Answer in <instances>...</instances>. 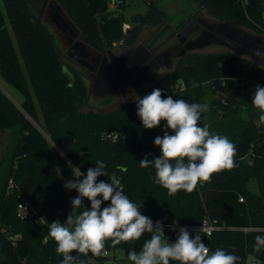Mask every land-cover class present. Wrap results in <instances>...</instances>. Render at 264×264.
Here are the masks:
<instances>
[{
	"label": "trees",
	"instance_id": "trees-1",
	"mask_svg": "<svg viewBox=\"0 0 264 264\" xmlns=\"http://www.w3.org/2000/svg\"><path fill=\"white\" fill-rule=\"evenodd\" d=\"M57 1L81 31L96 41L102 40L97 14L109 10L112 2L123 12L130 5L127 0ZM160 1L146 0V12L130 16L125 43H134L143 28L161 24L165 14ZM3 2L15 39L0 6V73L24 95V100L18 105L0 86V131L19 129L7 178L0 179V264H60L63 256L57 255L56 243L48 236L49 224L56 220L65 223L72 212L71 201L78 192L64 187L67 181L76 179L72 168L78 167L86 175L88 168H95L97 160L106 164L108 174L98 177L97 182H110L114 174L144 215L168 222L178 220L179 224L199 223L205 217L216 219L218 225L225 227L210 236H201L211 252L223 249L237 255L238 264H247L250 258L255 264L257 260L264 264V249L253 251L255 236L264 235L257 231L264 229V123L259 121L260 110L251 103L256 86L264 87V68L232 51L194 52L180 59L173 71L140 97L158 88L162 98L171 95L189 104H207L199 126L207 124L212 134L226 136L236 146V167L214 173L211 182L198 183L190 193L180 190L170 195L154 183V166L141 168L139 164L146 156L152 160L161 155L155 138L165 131L174 134L165 128L166 122L144 129L136 102L106 112L80 110L88 99L85 84L78 72L65 67L43 16L36 14L30 0ZM192 2L219 20L264 34V0ZM207 95L211 98L208 101ZM36 101L49 138L30 119H38ZM110 131L122 134L116 140L102 137ZM50 141L66 153L59 157L64 178L59 175ZM250 180H256L257 191L248 188ZM21 197L32 203L36 215H19ZM83 204L90 209L87 199ZM150 238L151 233H145L139 240L121 242L115 247L108 240L105 248L122 250L128 259L130 251L140 252ZM107 258L84 256V262L107 264Z\"/></svg>",
	"mask_w": 264,
	"mask_h": 264
},
{
	"label": "clouds",
	"instance_id": "clouds-1",
	"mask_svg": "<svg viewBox=\"0 0 264 264\" xmlns=\"http://www.w3.org/2000/svg\"><path fill=\"white\" fill-rule=\"evenodd\" d=\"M253 55L264 60V52L259 47ZM264 68V65H258ZM251 103L260 110L259 121L264 123V87L257 85ZM137 116L144 129H154L165 121L168 131L157 136L154 144L161 150L158 158L150 160L147 156L139 161L141 168L154 166V183L165 188L170 195L180 190L192 192L200 182H211L212 175L222 170L236 167L234 157L236 146L226 136L212 134L209 126H199L201 113L208 110L207 104H189L171 95L162 98L161 89L153 91L136 101ZM64 153H61L63 156ZM71 167V161H68ZM106 164L97 160L95 168H88L86 175L78 167L72 173L83 180H69L64 184L67 190H76L78 196L71 201L72 212L65 223L59 220L49 224L48 236L56 243L57 255H62L60 264H75L80 255H106L105 243L110 240L112 247L121 242L139 240L145 233H151L140 252L130 251L128 260L132 264H238L240 257L223 249L210 253L199 232L193 235L187 227L179 226L173 220L172 229L178 228L174 242L165 236L162 222L155 223L141 214V206L133 203L124 193L121 181L113 174L110 182L99 181L107 176ZM90 202L86 209L83 201ZM108 206L102 207V204ZM84 208L75 214V209ZM264 232V229H257ZM264 249V235H256L253 251ZM72 253H77L73 256ZM79 264H85L83 260ZM256 264H261L257 260Z\"/></svg>",
	"mask_w": 264,
	"mask_h": 264
},
{
	"label": "flooded vegetation",
	"instance_id": "flooded-vegetation-1",
	"mask_svg": "<svg viewBox=\"0 0 264 264\" xmlns=\"http://www.w3.org/2000/svg\"><path fill=\"white\" fill-rule=\"evenodd\" d=\"M34 5L39 8L41 16H50L52 20L53 12L47 3ZM159 7L165 14L164 20L157 25L165 26L161 40L158 38L155 40L152 37H145L143 40L137 38L134 43H125V45L120 43L121 40L106 41L103 37L102 40L96 41L84 34L73 21L71 26L59 23V28L69 32L66 55L85 70L91 81V89L96 95L118 98L122 105L131 102L129 101L131 97L142 91L145 84L155 83L159 70H170L174 66V59H177L178 63L188 54L197 52L187 49L186 46L205 31L218 33L215 30L217 25L214 30L210 28V25L213 22L218 24L222 21L188 12L174 22L173 16L160 5ZM126 33L124 30L123 37ZM223 47L234 52L226 46ZM60 54L63 57L64 53ZM64 65L69 71L71 70L65 62Z\"/></svg>",
	"mask_w": 264,
	"mask_h": 264
},
{
	"label": "rangeland",
	"instance_id": "rangeland-1",
	"mask_svg": "<svg viewBox=\"0 0 264 264\" xmlns=\"http://www.w3.org/2000/svg\"><path fill=\"white\" fill-rule=\"evenodd\" d=\"M127 2L130 3V5L128 9L123 12L124 26L127 27L125 29L126 32L131 27L130 16L132 14L145 13L147 10L146 0H127ZM159 5L163 7L169 15L173 16L174 22L177 18L181 17L184 13L187 14L188 12L195 13L198 16H202L205 18L213 17L210 14H208L204 9L200 8L195 3H193L192 0H163L159 2ZM0 6L5 15L6 22L8 23L9 20L7 17L6 10L4 8L3 0H0ZM114 9L116 8L115 7L109 8V10H114ZM33 10L36 12V14H39V10L35 6H33ZM70 19L74 22V24H76V22L71 17ZM43 21L47 25L50 32L53 34L59 53H64L62 57L63 62L69 65L71 69L70 72H78L81 75V78L85 84L86 90L88 92V99H87L86 104L80 107V110L84 112H87V111L106 112V111H110L115 108H118L120 105H122V103H120V100L118 98H115L112 96H99V95H96L92 91L91 81L86 75L85 70L79 64L71 60L66 55L67 53L66 43H67V37L69 36V32L63 31L61 28H59L57 23L50 19V16H43ZM8 26L10 28V33L13 39H15L9 23H8ZM164 31H165L164 25L163 26L162 25L161 26H148V27L143 28L139 32L138 38L139 40H143L145 37L147 38L152 37L155 40H157V38L161 40L163 39L162 36H164ZM261 35H264V34H261ZM120 43L122 45L123 44L125 45V41L123 38L120 41ZM196 51L199 53H220V52L228 51V49L223 46H219V45H210V46H207L201 49H197ZM174 60H175V63L172 69L170 70L161 69L159 70V72H157L156 81L160 80L163 76L167 75L168 73H170L171 71L175 69L174 67L177 64V59H174ZM0 86L18 105H21L22 101L24 100V95L15 86L7 83L5 79L2 77L1 73H0ZM151 86L152 84L150 83L145 84V86L143 87V90L137 94H134L129 101L136 102ZM209 99H211L210 95H207L206 100L208 101ZM36 107L38 111L37 113L38 119L31 117V116H30V119L46 135V137L49 138V133L45 130L40 107L37 101H36ZM18 135H19V129L17 127L7 129L4 131H0V179L1 180H4L5 178H7L9 167L13 160V152H14L17 140H18ZM50 143L52 145L51 152L57 161L59 175L61 178H64L63 170L59 163V157H65L66 153L59 146H56L52 141H50ZM61 153H64V155L61 156ZM245 159H247V157ZM75 180L76 179H74L73 181ZM10 184H11L10 186L13 185L11 181H10ZM248 188L251 189L252 191H257L258 187H257L256 180H250L248 182ZM117 256H120L122 260L121 261L117 260L111 264H129V261L126 258L122 250L119 251V254Z\"/></svg>",
	"mask_w": 264,
	"mask_h": 264
},
{
	"label": "water",
	"instance_id": "water-1",
	"mask_svg": "<svg viewBox=\"0 0 264 264\" xmlns=\"http://www.w3.org/2000/svg\"><path fill=\"white\" fill-rule=\"evenodd\" d=\"M33 4H48L52 9V20L59 25H73L70 17H67L62 5L57 0H30ZM101 35L106 41L122 40L124 30L127 28L123 24V11L120 9L107 10L96 16ZM217 25V27H215ZM212 31H205L202 35L193 39L186 46L189 50L201 49L213 44L223 45L240 55L248 56L258 65H264V60H260L253 55V51L259 47L264 52V35L257 34L243 27L234 25L230 22L221 21L218 24L213 22L210 25ZM96 45V44H95Z\"/></svg>",
	"mask_w": 264,
	"mask_h": 264
},
{
	"label": "built area",
	"instance_id": "built-area-1",
	"mask_svg": "<svg viewBox=\"0 0 264 264\" xmlns=\"http://www.w3.org/2000/svg\"><path fill=\"white\" fill-rule=\"evenodd\" d=\"M113 6H114V3L112 2L110 7H113ZM121 134L122 133L119 132V131H110V132L104 133L102 137L106 138V139H110V140H116V139H118L121 136ZM81 177H84V176H81ZM75 178H76V180L80 179V177L79 178L75 177ZM123 191L127 195V193L125 192L124 188H123ZM240 200H243V198L240 197ZM18 213H19V215L21 217H24V218L25 217H32V216L37 214V209L32 205V203L27 198L21 197V201H20V203L18 205ZM141 214L144 215L142 212H141ZM144 216H146V215H144ZM40 219L42 220V222L45 223V221L42 218V216H40ZM150 219L154 223L156 221L162 222L163 227H164L165 236L167 237L168 241L169 242H174L175 241L176 236H177V232H178V228L174 231L172 229V222L157 220V219H153V218H150ZM179 226L187 227L189 229V231L193 235H195L196 232H199L200 236H210L214 230H216L218 228L225 227V225H221V226L218 225L217 224V220L216 219H212L210 217H205L199 223H185V224H179ZM104 251L106 252V255H104V256L108 257L107 260H106L107 264H111V263L117 261L120 258V256H117L119 254V251H120L118 249L117 250H110V249L105 248ZM210 253H211V251H210ZM90 255H91V253H89L88 256H90ZM80 256H81L80 260L84 261V256L83 255H80ZM79 261H78L77 264H79ZM174 264H178V262H174ZM247 264H255V261L253 259H249L247 261Z\"/></svg>",
	"mask_w": 264,
	"mask_h": 264
}]
</instances>
